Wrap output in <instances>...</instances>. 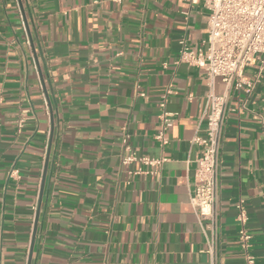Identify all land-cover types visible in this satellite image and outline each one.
<instances>
[{
    "label": "crops",
    "instance_id": "0c3cea01",
    "mask_svg": "<svg viewBox=\"0 0 264 264\" xmlns=\"http://www.w3.org/2000/svg\"><path fill=\"white\" fill-rule=\"evenodd\" d=\"M209 15L203 1L0 0V264H28L52 130L32 264H246L240 200L264 264V70L229 98L216 226L190 202L210 82L179 58ZM124 126L135 155L167 158L157 174L122 163Z\"/></svg>",
    "mask_w": 264,
    "mask_h": 264
},
{
    "label": "built area",
    "instance_id": "2783aa9c",
    "mask_svg": "<svg viewBox=\"0 0 264 264\" xmlns=\"http://www.w3.org/2000/svg\"><path fill=\"white\" fill-rule=\"evenodd\" d=\"M122 3L124 0H114ZM205 2L210 9L208 37L198 52L191 50L185 42L179 62L200 67L206 71L210 82L207 95L208 111L205 114L206 135L196 136L195 144L200 146L195 170V186L190 196L199 221H208L209 226H216V204L218 199L219 168L221 148L225 132V118L229 98L232 92L245 90L251 93L260 81L264 70V0H188L192 5ZM260 62V70L254 78H248L245 70ZM220 78L225 84V91H215V80ZM171 92V90H168ZM2 98H0L1 102ZM167 94L160 107L162 127L156 139L162 145L169 142L167 132L174 125V113L166 108ZM22 126V124L20 125ZM123 144L131 152L128 143V126H124ZM167 158L137 156L133 152L122 158L123 164L139 161L150 169L139 168L135 173L157 174ZM239 225L238 239L246 264H255L256 258L250 251L253 235L249 230V214L243 200L237 203ZM212 252V248L210 250Z\"/></svg>",
    "mask_w": 264,
    "mask_h": 264
},
{
    "label": "water",
    "instance_id": "95a60500",
    "mask_svg": "<svg viewBox=\"0 0 264 264\" xmlns=\"http://www.w3.org/2000/svg\"><path fill=\"white\" fill-rule=\"evenodd\" d=\"M51 121H52V125H53V123H54L53 116L51 118ZM53 133H54V130H52V133H51V139L49 142V148H48L47 157H46L45 166H44V174H43L39 204H38V208H37V212H36V220H35L34 233H33V238H32V242H31L28 264H32L33 250H34L36 232H37V227H38V220H39L40 210H41V205H42V197H43V193H44L46 174H47L48 164H49V159H50V151H51V146H52Z\"/></svg>",
    "mask_w": 264,
    "mask_h": 264
}]
</instances>
